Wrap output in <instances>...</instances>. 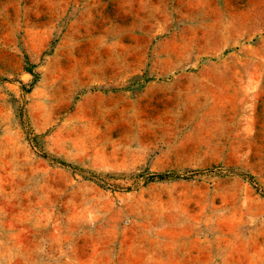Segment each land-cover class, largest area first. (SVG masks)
Returning a JSON list of instances; mask_svg holds the SVG:
<instances>
[{
  "label": "rangeland",
  "instance_id": "obj_1",
  "mask_svg": "<svg viewBox=\"0 0 264 264\" xmlns=\"http://www.w3.org/2000/svg\"><path fill=\"white\" fill-rule=\"evenodd\" d=\"M0 264H264V0H0Z\"/></svg>",
  "mask_w": 264,
  "mask_h": 264
}]
</instances>
